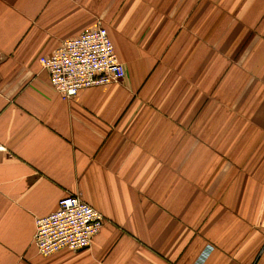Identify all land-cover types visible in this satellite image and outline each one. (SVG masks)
Here are the masks:
<instances>
[{"label": "crops", "instance_id": "obj_1", "mask_svg": "<svg viewBox=\"0 0 264 264\" xmlns=\"http://www.w3.org/2000/svg\"><path fill=\"white\" fill-rule=\"evenodd\" d=\"M103 25L126 75L65 100L40 57ZM0 264H264V0H0ZM79 193L105 217L42 255Z\"/></svg>", "mask_w": 264, "mask_h": 264}, {"label": "built area", "instance_id": "obj_2", "mask_svg": "<svg viewBox=\"0 0 264 264\" xmlns=\"http://www.w3.org/2000/svg\"><path fill=\"white\" fill-rule=\"evenodd\" d=\"M53 88L65 100L73 99L82 88L118 83L126 70L120 61L107 28L90 27L65 39L50 54L40 57ZM5 146L0 143V151ZM105 223L103 214L79 193L60 199L52 213L38 217L34 244L42 255L61 249H85Z\"/></svg>", "mask_w": 264, "mask_h": 264}]
</instances>
